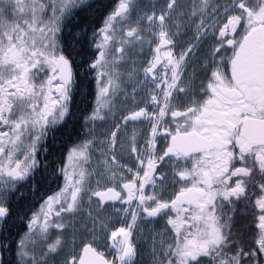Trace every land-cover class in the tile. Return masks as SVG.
Returning <instances> with one entry per match:
<instances>
[{
	"label": "snow or ice",
	"instance_id": "obj_1",
	"mask_svg": "<svg viewBox=\"0 0 264 264\" xmlns=\"http://www.w3.org/2000/svg\"><path fill=\"white\" fill-rule=\"evenodd\" d=\"M264 264V0H0V264Z\"/></svg>",
	"mask_w": 264,
	"mask_h": 264
},
{
	"label": "flooded vegetation",
	"instance_id": "obj_2",
	"mask_svg": "<svg viewBox=\"0 0 264 264\" xmlns=\"http://www.w3.org/2000/svg\"><path fill=\"white\" fill-rule=\"evenodd\" d=\"M145 264H147V258H145Z\"/></svg>",
	"mask_w": 264,
	"mask_h": 264
}]
</instances>
